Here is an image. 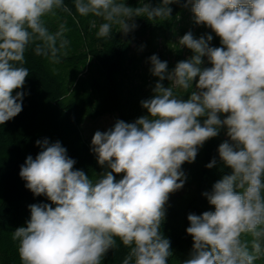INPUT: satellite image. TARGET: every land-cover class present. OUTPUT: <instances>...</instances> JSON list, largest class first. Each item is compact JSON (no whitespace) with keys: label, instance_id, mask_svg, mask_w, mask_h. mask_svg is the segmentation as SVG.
<instances>
[{"label":"clouds","instance_id":"1","mask_svg":"<svg viewBox=\"0 0 264 264\" xmlns=\"http://www.w3.org/2000/svg\"><path fill=\"white\" fill-rule=\"evenodd\" d=\"M172 4L190 8L195 24L211 29L220 46H211V34L196 38L189 31L179 44L193 54L171 72L167 61L148 58L158 81L140 101L147 114L117 119L92 136L90 150L107 166L99 178L75 169L60 141L35 142L41 151L27 156L19 175L50 203L30 204L26 226L11 234L21 264H102L120 245L127 249L121 264H168L173 253L161 225L169 195L184 187L182 165L194 162L221 129L228 139L218 154L231 171L202 193L214 211L187 215L193 246L183 264L264 261V0H159L156 6L140 0L137 7L126 0H74L76 14L93 17L91 27L104 39L114 28L128 36L138 17L170 20ZM58 11L71 14L64 0H0V125L23 110L29 48L54 64L68 55L65 24L52 31L46 20ZM194 81L196 90L184 99ZM216 163L213 158L206 167Z\"/></svg>","mask_w":264,"mask_h":264},{"label":"trees","instance_id":"2","mask_svg":"<svg viewBox=\"0 0 264 264\" xmlns=\"http://www.w3.org/2000/svg\"><path fill=\"white\" fill-rule=\"evenodd\" d=\"M146 2L156 6L159 0ZM64 3L71 14L58 11L56 16L46 20L52 31H56L59 24H65L70 40L68 55L54 64L29 48L25 66L30 74L21 89L28 93L23 99V110L0 125V264H21L18 242L11 234L17 227L26 226L30 204L50 203L46 196H35L27 189L26 181L19 175L27 156L35 158L41 151L35 143L38 139L48 138L50 143L60 141L68 156L76 160L75 169L83 170L90 179L99 178L107 166H100L90 150L81 129L85 120L117 114L120 120L133 122L146 115L140 101L153 95L152 89L158 81L149 71L148 58L155 54L161 61H167L171 72L177 62L193 54L179 44L187 32L191 31L196 38L211 34V46H220L219 37L206 26L196 25L190 8L181 4L170 5L173 9L170 20L153 23L138 17L135 21L138 28L128 36L114 28L112 37L104 39L96 36L98 28L91 27L93 17L76 14L74 0H64ZM126 3L137 7L140 0H126ZM99 23L97 19V25ZM141 45H144L143 50ZM204 60L203 66L210 67L207 59ZM162 83L165 87L171 86L167 79ZM195 90V81L184 95L182 90L174 89L184 99ZM225 132L221 129L217 137L206 141L194 162L182 165L187 177L184 187L169 195L161 225V232L170 240L173 253L168 264H183L189 258L193 239L186 233L187 215L214 211V206L209 205L202 193L210 192L217 180L230 174L231 170L218 154L219 145L228 139ZM213 158L217 163L209 169L206 165ZM117 243L119 245V241ZM126 252L127 249L120 245L108 252L102 264H121ZM257 264H264V261H257Z\"/></svg>","mask_w":264,"mask_h":264},{"label":"rangeland","instance_id":"3","mask_svg":"<svg viewBox=\"0 0 264 264\" xmlns=\"http://www.w3.org/2000/svg\"><path fill=\"white\" fill-rule=\"evenodd\" d=\"M119 119L117 114H109L105 115L97 120H93L91 118H87L81 129L83 131L84 137L88 141L91 146V139L94 135L95 131H106L108 128L112 127L115 121Z\"/></svg>","mask_w":264,"mask_h":264}]
</instances>
